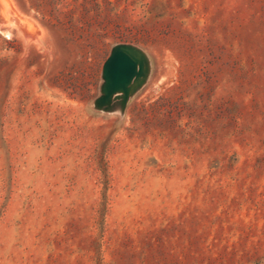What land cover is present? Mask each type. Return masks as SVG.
<instances>
[{"label":"rangeland","instance_id":"obj_1","mask_svg":"<svg viewBox=\"0 0 264 264\" xmlns=\"http://www.w3.org/2000/svg\"><path fill=\"white\" fill-rule=\"evenodd\" d=\"M0 264H264V0H0Z\"/></svg>","mask_w":264,"mask_h":264},{"label":"water","instance_id":"obj_2","mask_svg":"<svg viewBox=\"0 0 264 264\" xmlns=\"http://www.w3.org/2000/svg\"><path fill=\"white\" fill-rule=\"evenodd\" d=\"M151 65L148 56L131 44L113 46L101 70L99 96L93 107L97 111L124 113L129 100L144 86Z\"/></svg>","mask_w":264,"mask_h":264},{"label":"bare ground","instance_id":"obj_3","mask_svg":"<svg viewBox=\"0 0 264 264\" xmlns=\"http://www.w3.org/2000/svg\"><path fill=\"white\" fill-rule=\"evenodd\" d=\"M11 5H13V4H11ZM11 8H12V6H11ZM8 9H10V8H8ZM17 11V10H16ZM16 11H15V13H16ZM12 13V12H11ZM11 15V14H10ZM13 15V14H12ZM15 15V14H14ZM19 15V14H18ZM20 16V15H19ZM11 17V16H10ZM19 19H20V17H18ZM22 19V18H21ZM18 20V19H17ZM16 20V21H17ZM13 21H14V19H13ZM16 21H14V22H16ZM21 21V20H20ZM18 22V21H17ZM17 24V23H16Z\"/></svg>","mask_w":264,"mask_h":264}]
</instances>
